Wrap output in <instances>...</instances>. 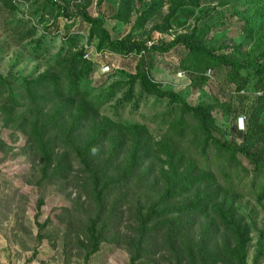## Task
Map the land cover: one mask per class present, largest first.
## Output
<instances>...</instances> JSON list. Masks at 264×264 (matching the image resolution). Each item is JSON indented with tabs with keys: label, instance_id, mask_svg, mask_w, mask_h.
<instances>
[{
	"label": "rangeland",
	"instance_id": "rangeland-1",
	"mask_svg": "<svg viewBox=\"0 0 264 264\" xmlns=\"http://www.w3.org/2000/svg\"><path fill=\"white\" fill-rule=\"evenodd\" d=\"M61 4L69 8L71 18L58 14L47 0H0V74L9 79V85L0 91V264H131L128 242L135 237V214L140 210L144 217L152 210L164 211L159 220L173 223V228L166 225L163 234L177 233L180 239L197 241L212 225L214 232L208 234L212 251L234 246L233 233L216 221L211 208L205 218L192 216L191 225L183 219L181 222L178 209L190 198L227 192L220 189L226 184L221 165L211 163L220 182H207L200 189L203 194L194 188L185 197L162 200L172 171L170 158L182 153L196 158L190 144L192 136L181 144L170 137L164 118L167 100L140 94L139 83L134 84L133 101L118 104L131 87L141 55L99 52L100 33L92 35V26L78 14L86 12L103 20L112 40H149L151 46L170 44L183 34L196 32L203 44L220 54H231V48L237 47L249 53L264 28V0H204L199 7L183 6L173 15L174 0H61ZM168 21V30L158 29ZM80 51L87 54L93 72L87 71L85 77L79 73L80 88L90 94L86 99L83 93L75 107L68 104L67 95L57 98L46 88L28 89L23 85V79L31 86L32 81L60 76V69L69 66ZM185 54L181 45L166 53H148L152 81L181 94L193 105L224 102L231 97L232 91H222L219 71H208L209 80L196 86L194 73L181 68ZM45 96L48 100H42ZM85 103L95 110L92 123L103 119L121 121L136 126L134 134L116 131L107 140L95 138L92 125L82 128L80 122L79 107ZM215 115L223 124L221 111ZM37 129L43 130V140L54 162L50 174L58 166L67 167L71 172L65 180L44 175V162L34 153L32 134ZM137 131L144 158L138 171L129 174L126 169ZM87 160L104 177L102 187L106 188V237L89 258L91 247L85 228L97 210L86 187ZM244 164L251 168L245 158ZM252 177L244 179L237 200V216L243 218V226L249 230L248 264L257 260L258 244L264 246V198L257 192L264 178L253 188L249 184ZM73 179L81 180L85 192L75 187ZM172 261L158 254L136 264H174ZM257 261L264 264V252Z\"/></svg>",
	"mask_w": 264,
	"mask_h": 264
},
{
	"label": "trees",
	"instance_id": "trees-1",
	"mask_svg": "<svg viewBox=\"0 0 264 264\" xmlns=\"http://www.w3.org/2000/svg\"><path fill=\"white\" fill-rule=\"evenodd\" d=\"M202 1L204 0H174L172 15L183 6L199 7ZM47 2L52 4L56 11L58 10V14L71 18L69 8L62 5L61 0H47ZM78 15H81L92 26V35L100 33L99 52L110 51V53H119L124 56H130L135 52L136 55H141L136 72L131 77V87L118 104L133 101L136 96L134 84L139 83L140 94L144 93L167 100L168 108L164 118L166 117V131L170 133V137L181 144L185 142L188 135L192 136L190 144L195 148L196 158L187 156L185 153L176 158H170L169 164L172 171L162 200L171 201L181 196L185 197L186 194L192 193L191 190L194 191V188L195 191L202 193L200 189L205 185L219 183L220 179L212 169L211 163H219L225 176L226 184L220 189L227 192H222L220 196L200 195V198L196 200L190 198L178 209L181 212V222L183 219L191 225L192 216L205 218L209 216L208 208H211L216 221L228 232L230 229L233 233L234 246H225L226 251L221 248L217 250L218 252L212 251L210 249L211 236L208 235L214 232L212 225L205 228L206 230L202 232L204 234L197 241H193L191 238L180 239L177 233L163 234L166 225L173 228V223L159 220L164 216V211L162 209L159 212L152 210L148 216L144 217L140 210L135 214L138 225L134 231L135 237L128 242L133 255L131 264H136L144 258H155L158 254L173 259L174 264H218L220 261H226L229 264H248L249 230L247 226H243V218L237 216V200L241 196L242 184L247 176L254 175L249 181L253 188L257 187L264 178V28L261 30V36L256 40V46L253 45L249 53L243 52L237 47L231 48V52H229L231 54L222 52L220 54L215 49L203 44L196 32L192 35L183 34L170 44L163 42L161 44L154 43L151 46L148 44L149 40L133 42L127 39L112 40L107 29L103 27V20L92 18L86 12L80 11ZM123 19L129 20L125 17ZM169 22L158 29L163 32L168 30ZM69 28L70 25H68ZM177 45L183 46L186 50L185 56L182 57L181 68L194 73L192 74L195 76V85L200 87L209 80L208 71H219L222 74V91H232L231 97L224 102L216 101L193 105L181 94L162 89L155 84L148 73L150 65L146 58L147 54L152 51L166 53ZM74 57L75 59L69 66L60 69V76L41 78L37 82L32 81L31 86L27 80L23 79V85H28V89L32 86L46 88L51 95L57 98L67 95L69 99L67 101H70L68 104L75 107V103L83 93L85 98L90 94H85L84 88H80L79 73H81V77H85L87 71L93 72V64L90 63L84 51L76 53ZM240 58H244L246 62ZM8 81L9 79L0 74V91L9 85ZM32 94V90H30V97ZM32 99L35 101L36 98ZM46 99V96L42 97V100ZM81 106L79 110L80 122L83 123L82 128L92 125L95 138L100 137L102 140H107L108 136L116 131L121 134H134L136 126L124 124L121 121L103 119L102 122L95 120L92 123L95 110L86 103ZM217 110L221 111L223 124L218 122L215 115ZM241 116L244 117L245 124V130L242 132L238 131L236 126L237 119ZM225 123L227 126L224 125ZM143 131L146 132L145 129ZM139 133L137 131V136L133 138L134 149L126 169L129 174L138 171L144 158L141 155L142 150L140 149L143 146H141L142 140ZM32 135L34 153L44 162V175L49 178L52 176L56 179L61 178L60 180L68 178L67 174L71 171L64 166H58L50 174L54 162L51 155L48 154L47 144L43 140V130L39 132L37 129ZM238 137H242L243 141L239 142ZM244 158L248 160L251 168L244 164ZM182 164L185 165L184 169H181ZM84 165L88 174L86 187L93 195L97 210V215L89 220L85 228L86 237L91 247L87 254V258H89L99 250L102 240L106 237V226L103 221L106 209L104 206L106 188L102 187L104 177L99 173V170L94 168L89 160ZM229 173L233 175L232 178L227 176ZM259 176L263 177L258 179ZM72 181L75 187L81 192H85L86 187L81 183V180L73 179ZM260 188L257 192L259 191V197L262 199L264 198V181L260 184ZM158 220V223L153 224ZM258 246L257 260L262 257L264 252L261 242ZM257 260L253 264H258Z\"/></svg>",
	"mask_w": 264,
	"mask_h": 264
},
{
	"label": "clouds",
	"instance_id": "clouds-1",
	"mask_svg": "<svg viewBox=\"0 0 264 264\" xmlns=\"http://www.w3.org/2000/svg\"><path fill=\"white\" fill-rule=\"evenodd\" d=\"M236 126H237V130L238 131H244L245 130V124H244V117L241 116L237 119V123H236ZM93 152H95V149H93Z\"/></svg>",
	"mask_w": 264,
	"mask_h": 264
}]
</instances>
